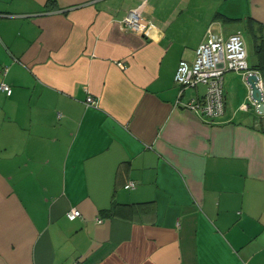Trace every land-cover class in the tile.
I'll return each mask as SVG.
<instances>
[{
    "label": "crops",
    "instance_id": "1",
    "mask_svg": "<svg viewBox=\"0 0 264 264\" xmlns=\"http://www.w3.org/2000/svg\"><path fill=\"white\" fill-rule=\"evenodd\" d=\"M208 31L264 82V0H0V264H264V112L174 80Z\"/></svg>",
    "mask_w": 264,
    "mask_h": 264
},
{
    "label": "built area",
    "instance_id": "2",
    "mask_svg": "<svg viewBox=\"0 0 264 264\" xmlns=\"http://www.w3.org/2000/svg\"><path fill=\"white\" fill-rule=\"evenodd\" d=\"M121 23L124 27L138 32H144L149 26V21L142 14L141 5L130 8L122 17ZM246 56L245 39L240 31H235L226 37L208 31L205 38L196 46L194 59L191 62L181 59L174 73V80L180 90L185 86L205 84L204 95L201 98L190 100L185 105L212 119L220 116L224 110L223 77L225 71L237 70L242 72L244 77L256 73L249 67ZM118 64L123 65L120 62ZM256 85L264 90V82L260 77ZM0 87L7 93L11 91L10 86L4 82L0 83ZM85 102L91 105L95 103V99L87 95ZM253 102L257 101L253 99ZM126 186H134V183L130 181ZM66 214L70 219L81 215L80 210L75 206H71Z\"/></svg>",
    "mask_w": 264,
    "mask_h": 264
},
{
    "label": "water",
    "instance_id": "3",
    "mask_svg": "<svg viewBox=\"0 0 264 264\" xmlns=\"http://www.w3.org/2000/svg\"><path fill=\"white\" fill-rule=\"evenodd\" d=\"M258 78V73H251L246 76L245 81L251 89L250 92L252 98L257 101L256 109L259 112H264V98H262V95H264V90H261L259 87H257L256 82Z\"/></svg>",
    "mask_w": 264,
    "mask_h": 264
},
{
    "label": "rangeland",
    "instance_id": "4",
    "mask_svg": "<svg viewBox=\"0 0 264 264\" xmlns=\"http://www.w3.org/2000/svg\"><path fill=\"white\" fill-rule=\"evenodd\" d=\"M244 35V33H242Z\"/></svg>",
    "mask_w": 264,
    "mask_h": 264
}]
</instances>
